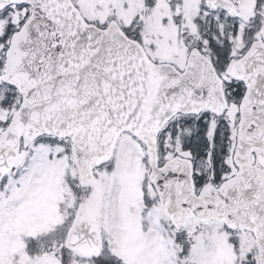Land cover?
Masks as SVG:
<instances>
[{"label":"snow or ice","instance_id":"snow-or-ice-1","mask_svg":"<svg viewBox=\"0 0 264 264\" xmlns=\"http://www.w3.org/2000/svg\"><path fill=\"white\" fill-rule=\"evenodd\" d=\"M0 264H264V0H0Z\"/></svg>","mask_w":264,"mask_h":264}]
</instances>
